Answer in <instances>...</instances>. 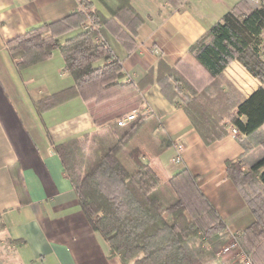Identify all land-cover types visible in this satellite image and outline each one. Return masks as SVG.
<instances>
[{
    "label": "crops",
    "instance_id": "1",
    "mask_svg": "<svg viewBox=\"0 0 264 264\" xmlns=\"http://www.w3.org/2000/svg\"><path fill=\"white\" fill-rule=\"evenodd\" d=\"M241 1L186 0L173 9L164 0H131L145 20L131 50L101 28L121 61V70L80 87L76 97L45 110L46 100L75 85L65 71L62 54L56 50L50 58L20 68L9 43L33 28L80 11V0H0V243L11 253L10 264H123L91 227L55 147L97 131L91 106L121 103L123 97L136 94L160 60L170 67L182 62L204 74L190 48ZM93 2L100 7L97 0ZM81 31L71 30L61 39ZM223 77L242 99L264 87L238 61L226 68ZM138 98L132 112L147 107L148 115L162 127L154 132L156 143L166 138L172 143L159 156L147 150L141 154L143 168L136 177L144 188L154 190L188 169L198 177L200 189L232 235L249 228L255 217L240 186L229 176L227 163L239 162L247 175L250 166L264 156V149L245 135L230 133L206 145L185 111L171 104L156 82ZM260 133L264 135V125ZM179 146L183 148L180 153ZM179 154L181 163L177 164ZM259 255L258 264H262L264 255Z\"/></svg>",
    "mask_w": 264,
    "mask_h": 264
},
{
    "label": "trees",
    "instance_id": "2",
    "mask_svg": "<svg viewBox=\"0 0 264 264\" xmlns=\"http://www.w3.org/2000/svg\"><path fill=\"white\" fill-rule=\"evenodd\" d=\"M97 1L99 8L93 0H80V11L60 22L33 28L9 43L20 68L42 62L56 50L62 54L65 71L75 85L46 100L45 110L76 97L80 87L121 70V61L103 38L101 28L126 48L135 46V36L145 20L131 0ZM167 1L177 7L184 0ZM80 28L77 35L61 39ZM263 37L264 6L242 0L190 48L204 74L182 62L170 67L160 60L157 70H151L138 85L136 94L123 97L121 103L91 106L97 131L55 147L91 227L123 264H240L239 253L258 264L259 254L264 255V195L247 196L240 185V181H248L251 187L257 180L264 188V156L250 166L247 175L239 162L227 163L229 176L240 186L255 217L249 228L232 235L200 189L198 177L188 169L151 191L137 179L143 168V151L159 156L172 144L168 138L156 143L154 132L162 130L157 118L139 115L126 127L114 123L136 109L138 95L156 82L162 95L185 111L206 145L225 138L229 126L234 125L241 135L264 149L260 133L264 87L242 99L236 88L229 85L226 89L223 80L226 68L238 61L264 84V60L259 55ZM122 103L126 105L117 109ZM234 241L237 249L219 256L223 247Z\"/></svg>",
    "mask_w": 264,
    "mask_h": 264
},
{
    "label": "rangeland",
    "instance_id": "3",
    "mask_svg": "<svg viewBox=\"0 0 264 264\" xmlns=\"http://www.w3.org/2000/svg\"><path fill=\"white\" fill-rule=\"evenodd\" d=\"M164 1H166L169 5H171V7H172L173 9H178V8H180L183 4L186 3V0H184V1H182L181 3H179V4L177 3L178 5H177V7H175V5H173L172 3L168 2L167 0H164ZM259 55H260V57L262 58V60H264V37L262 38L261 45L259 46ZM223 80H224V86H225L226 89L229 88V85H230L231 87H233L229 82H227V80H226L225 78H223ZM233 88H234V87H233ZM131 112H132V111H131ZM127 113H130V112H127ZM127 113H126V114H127ZM114 123H115V121H114ZM250 180H251V178L249 179V181H250ZM246 182H248V181H240V185H242L241 188H242V190L244 191V193H246V195H247V194H250L251 196H255V195H257V194L264 195V188H263L262 186L259 185V183L257 182V180H254V181H253V184H252L251 187L249 186V185H251V184L246 183ZM247 196H248V195H247ZM0 229H1V228H0ZM234 242H235V241H234ZM4 244L6 245V241H5ZM231 244H233V242L230 243V244H228V245H226V246H224L223 249L220 251L219 256L227 255V254L230 253L231 251H234V250L237 249V247H235V248H232L229 252H224V248L228 247V246L231 245ZM6 247H7V246H4V245H2V244L0 243V264H10V263H9V260H10L11 253H10L9 250H7ZM239 255H240V254H238V255L236 256V257H237V260L239 261L240 264H244V263L241 261V258H240Z\"/></svg>",
    "mask_w": 264,
    "mask_h": 264
},
{
    "label": "built area",
    "instance_id": "4",
    "mask_svg": "<svg viewBox=\"0 0 264 264\" xmlns=\"http://www.w3.org/2000/svg\"><path fill=\"white\" fill-rule=\"evenodd\" d=\"M252 2L254 4H260L262 6H264V0H252ZM149 110L147 107H145L143 110H140V111H135V112H131V113H127V114H124L120 117H118L116 120H115V123L119 126V127H126L128 126L130 123L136 121L138 118H139V115H142V116H145V115H148L149 114ZM229 133L232 135V136H240V132L239 130L234 126V125H230L229 126ZM182 146H179V153L182 151ZM175 163L179 164L181 163V157H180V154L178 155V157L175 159ZM238 246V243L237 242H234L233 244L229 245L228 247L224 248V252H229L232 248H235ZM240 255V258H241V261L244 263V264H253L252 263V259L250 258V256H247L245 253H239Z\"/></svg>",
    "mask_w": 264,
    "mask_h": 264
}]
</instances>
